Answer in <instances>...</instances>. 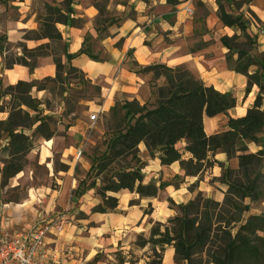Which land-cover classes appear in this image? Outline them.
Instances as JSON below:
<instances>
[{
    "label": "rangeland",
    "instance_id": "rangeland-1",
    "mask_svg": "<svg viewBox=\"0 0 264 264\" xmlns=\"http://www.w3.org/2000/svg\"><path fill=\"white\" fill-rule=\"evenodd\" d=\"M17 1L25 2V0H0V122L7 119L10 108L15 103L11 95L19 82L7 81L4 73L18 68L27 70L29 74H33L37 69L40 70V73H43L41 78L31 82L22 81L33 85L28 95L36 107V110L32 111L22 106V110L27 111L34 122L37 121L30 131H25V134L31 136L34 128L43 122L41 133L44 135L52 133L53 136L49 140L37 136L33 139L34 145L57 138L59 142L63 139L70 147L82 146L83 151L79 161L72 157L69 158L72 163L76 161L77 164L73 174L77 181V188L73 195L78 200L85 194L90 183L87 174L93 159L106 152L117 133L124 132V129L134 123L131 115L127 114L124 103L136 100L139 105L150 107L155 103L157 88L164 83L163 78L155 79L152 73L141 71L143 67L158 62L153 61L149 65L139 63V54H135V45L138 41L139 45L143 44L151 49L152 54H160L169 45L182 40L183 30L181 31V26L177 25V22L189 26L193 23V32L186 37V43L189 47L195 42L194 45L197 47L199 32L205 28L209 15L215 12L214 9L218 17V5H221L224 13L238 19L240 23L234 29L233 46L237 50L233 49L229 53L230 59L227 66L235 64L238 51L246 53L254 61V66L258 68L254 73L264 87V55L251 53L254 49L252 47L253 38L248 33L250 24L256 21V18L244 6L251 0H74L72 9L75 22L72 27H69L73 32L72 38L69 37V43L62 39L61 34L60 40H38L42 27L40 17L46 14L44 6L62 8L63 0H27L28 9L24 12L18 11L24 6L17 5ZM186 6L193 9V17L184 13L183 9ZM27 19L29 20L26 21ZM12 22H18V28L25 24L30 27V30L27 32L17 30L14 32L19 33L16 36L17 39L9 41L7 27ZM58 28L60 27L56 25L57 31ZM27 40L29 44L24 42ZM74 44H76V50L73 49ZM66 55H70L71 58L67 59ZM18 59L25 65L19 64ZM88 60L96 64H107L111 67L110 71L97 76V81L92 80L81 64L82 61ZM243 61L244 58H242ZM55 62L60 65V79L54 81L57 73ZM128 75L146 79L145 85L147 86L137 92L138 96L133 97L125 91H116L112 83L115 77H129ZM125 79L124 82L127 84ZM237 100L238 97H236ZM262 108L264 111V105ZM95 114H97V119L91 122L90 117ZM219 119L218 132H222L226 118L220 117ZM71 127L74 129L70 131L71 140H69L67 131ZM261 137V143L254 144L255 146L262 145L264 136ZM5 139H8L7 134L1 131L0 140ZM250 144L252 143H247L248 151L254 152L250 150ZM61 146L62 144H56V147ZM183 146L184 142H180L176 148L182 151ZM36 148L37 146L34 149ZM252 148L255 150L253 146ZM69 152H73V149ZM145 153L140 151L138 153L140 168L144 183L153 182L159 187L155 198H139L136 194L121 192L117 196L119 199L117 210L107 213L100 222L90 220L87 216L90 212L85 211L83 205L90 206L87 203V201L91 203L90 199L82 203L78 202L83 206L82 212L77 210L79 204H71L69 219L65 212L63 213L69 230L81 233L84 237L93 235L105 242L103 249L97 252L94 258V254L90 260L89 258L87 260L85 254L82 255L84 264H119L115 256L117 251L121 252L125 261H128L125 264H146L152 251L149 245L144 248L136 247L135 244L140 238L147 240L152 228L156 225H159L160 230L163 231L164 227L169 226L168 222L176 217L200 216L204 211L206 201L221 206L229 185L241 178L235 173L236 159L229 160L226 157L225 160L219 162L217 156L220 152L211 157V160L216 163L203 168L196 177H187L179 164L172 167H161L157 161ZM184 159L186 160L187 157L185 156ZM7 161L8 154L0 152L1 186L4 184L2 169ZM21 164L23 170L35 177L36 184H49L46 180L47 169L40 165L34 156L28 159L26 155ZM53 165L54 170H63L67 167V164L62 162L57 154L54 155ZM131 166H134L133 162ZM250 179H253V176ZM7 197L12 198V193L7 194ZM17 198L18 195L15 199ZM96 198L100 202L101 199L97 196ZM244 205H249V211L242 215L243 220L253 214L264 213V200L252 204L249 199H246L242 202V207ZM148 206L151 207L152 214L144 215V210ZM219 210L216 208L215 214ZM216 226L219 225L214 224V227ZM237 229L238 225L231 224L228 227L225 225V228L221 226L220 231H215L217 237L199 254L198 258L201 261L199 264H214V259L223 258L224 247L226 248L230 236H234ZM168 249L165 248L163 258ZM162 264H165L163 259ZM168 264L187 263L176 261L173 256L171 263ZM246 264H264V258L249 261Z\"/></svg>",
    "mask_w": 264,
    "mask_h": 264
},
{
    "label": "trees",
    "instance_id": "trees-1",
    "mask_svg": "<svg viewBox=\"0 0 264 264\" xmlns=\"http://www.w3.org/2000/svg\"><path fill=\"white\" fill-rule=\"evenodd\" d=\"M73 6L74 0H63L62 8L45 5L46 14L40 17L42 27L38 40H60L56 25L73 26ZM217 13L223 26L236 29L240 25L238 19L224 13L221 5H218ZM220 41L228 50L229 64V53L233 49L237 50L233 46L235 36L222 37ZM66 58L71 56L66 55ZM17 62L25 65L20 59ZM55 64L57 73L54 81L60 79V65L57 62ZM254 65L249 55L238 51L235 64L228 66L233 72L247 77L246 92L251 85H256L260 90L253 105L240 118L229 116V111L237 106L235 97L206 86L185 68L172 69L157 63L141 69L144 73H152L155 79L163 78L164 83L156 90L154 105H139L136 100L124 103V108L134 119V123L124 129V132L117 133L106 152L92 161L87 174L90 183L86 191H94L101 200L91 209V213L107 214L117 210L119 200L114 195L122 191L136 194L139 198L156 197L159 187L153 182L144 183L138 158L140 144L144 145L151 159L159 161L160 166L179 163L187 177H196L206 166H213L216 162L211 157L220 152L229 160H237L235 173L241 177L229 185L221 206L206 201L200 216L176 217L168 222L169 226L164 227L163 231L156 225L147 240L140 238L136 247L144 248L149 245L152 251L146 264H162L165 248L173 250L176 261L199 264V254L217 237L215 231L231 224L238 225V229L234 236H230L226 248L224 247L223 258L214 259L213 263L246 264L264 258V236L259 234L264 230V213L251 215L246 220L242 218L249 211V205L242 207L244 200L249 199L252 204L264 200V151L249 152L247 147V143L259 145L262 138L260 136L264 135V87L256 73L248 72ZM32 88L31 83L19 81L16 84L13 96L11 95L15 103L10 108L7 119L0 122V132H5L8 137L7 144L1 149L2 154H8V161L2 169L4 184L23 170L21 161L33 149L35 137L49 140L53 136L52 133H41L43 122L34 128L31 136L25 134L37 122L31 119L27 111L22 110V106L36 110L28 95ZM219 115L226 117L224 130L206 135L204 117L214 118ZM180 142H184L182 151L176 148ZM132 162L134 166H131ZM251 176L253 179H250ZM216 208L220 209L217 214ZM151 214L152 209L148 206L144 215ZM214 224L219 226L214 227ZM118 252H115V256L119 264L128 263L121 252Z\"/></svg>",
    "mask_w": 264,
    "mask_h": 264
},
{
    "label": "crops",
    "instance_id": "crops-1",
    "mask_svg": "<svg viewBox=\"0 0 264 264\" xmlns=\"http://www.w3.org/2000/svg\"><path fill=\"white\" fill-rule=\"evenodd\" d=\"M26 1L27 0H25V2L17 1V5L24 6V8H21L18 11L24 12V10L28 9L26 7ZM13 4L15 5L16 3L14 2ZM244 6L245 9L250 12L254 18H256V21H253V23L250 24L248 30L249 35L253 38L252 47L254 49L251 50V53L255 52L256 54H263L264 0H251ZM214 11L216 12V9H214ZM215 12L209 15L205 28L203 31L199 32V43H197L199 45H196L197 47L194 45L196 44L195 42L189 45V47L186 43V37L191 34L190 32H193V23L189 26L185 24L181 25L180 22H177V25L181 26V31L183 30L182 40L169 45L160 54H152L151 49L147 46L143 44L139 45L138 38V43L135 45V54H139L140 59L138 61L141 65H149L153 61H156L158 63L165 64L168 67H185L195 76V78L203 82L206 86H212L219 93H228L235 98L238 97L237 106L229 111V116L232 118H240L243 117L246 114L247 109L253 105L260 90H258L256 85H251L249 87V91L246 92L245 90L248 85L247 77L233 72L227 66L226 56L228 50L223 46L220 40L222 37L234 36L235 32L234 29L223 26ZM28 20L29 19L26 21ZM18 24V22H12L8 25L7 30L9 33V41L17 39L16 36L19 33H14L17 30L23 32L30 30V27H27L25 24L22 25L23 27L18 28ZM58 27H60L58 28V31L60 32L62 39L69 43V37L72 38L73 36L72 29L68 26L59 24ZM24 42L26 44L30 43L28 40ZM74 50H76V48ZM81 64L83 70L87 71L88 77L92 80H95L97 76L108 73L111 68L107 64H96L90 60L82 61ZM256 70H258L256 66H251L248 69V72L249 74H253ZM12 71L14 70H9L4 73L7 81H10L9 73ZM41 74L43 73H40V70L38 69L35 70L33 74H29L27 70H23V76L18 77L17 81L31 82L41 78ZM128 76L129 77L117 76L112 80V83L115 85L116 91L121 90L133 97L138 96L137 92L144 86H147L145 85L146 79L143 80L137 78L136 76ZM124 79L127 80V84L124 82ZM97 80L98 79H96V81ZM262 104L264 105V98ZM240 110L242 112L238 113ZM220 117L224 116L219 115L214 118L204 117L203 125L207 122L211 126V130L205 133L206 135L218 133ZM71 129L74 128L71 127L69 128V131H67L69 133V140H71ZM57 140V138L50 140L51 146L47 149L44 147V143L42 144L38 142L37 144L39 146L34 145L31 152L27 154L28 159L34 156L36 161L47 169L46 180L49 181V184H36L35 177L26 170H22L15 178L9 180L6 184H2L1 186L0 172V233L4 230L26 232L33 225L38 224L41 221L55 218L64 212L69 219V207L71 204H79L87 199L91 200V203L87 201L90 206H83L85 207V211L90 212V214L87 215L90 220L100 222L103 220L102 217L107 215L91 213V208L99 202L94 191H86L79 200L73 195L75 188H77V181L73 175L77 164L76 161L72 163L69 158H75L77 149L82 148V146L79 148H75L74 146L70 147V145L66 144L63 139L62 142ZM7 142L8 139L0 140V152ZM56 144H62V146L56 147ZM35 146H37L36 149H34ZM249 148L254 152L261 150L264 151V142L260 147L250 144ZM71 149H73V152H69ZM138 149L140 152L147 153L143 144H140ZM56 154L59 155L62 162L67 164V167L65 168L66 170L53 169V158ZM217 158L219 162H222L225 160L226 155L220 153ZM154 160L157 161L160 166L159 161L157 159ZM175 164L179 163H174L167 167H172ZM9 193H12V198L7 197V194ZM17 195L18 198L15 199ZM118 195L119 194H116L114 196L117 197ZM83 206L79 204L77 210L82 212L81 210H83ZM259 234L261 237L264 236L263 232ZM103 246H105L104 240L100 241V238L94 237L93 235H87V237H84L81 233H75L74 231L69 230V225L65 226L61 235H48L45 239V250L49 255V262H51V264H84L82 255L85 254V256H87V260L88 258L90 260L92 254H94V258L95 254L103 249ZM90 251L93 252L90 253ZM167 252L173 254V250L171 248H169Z\"/></svg>",
    "mask_w": 264,
    "mask_h": 264
},
{
    "label": "built area",
    "instance_id": "built-area-1",
    "mask_svg": "<svg viewBox=\"0 0 264 264\" xmlns=\"http://www.w3.org/2000/svg\"><path fill=\"white\" fill-rule=\"evenodd\" d=\"M184 13L193 17L194 11L186 6ZM97 114L90 117L94 122ZM82 148L77 149L75 158L82 156ZM66 226L63 214L41 221L26 232L4 230L0 233V264H51L45 250V239L48 235H61ZM53 264V263H52Z\"/></svg>",
    "mask_w": 264,
    "mask_h": 264
},
{
    "label": "bare ground",
    "instance_id": "bare-ground-1",
    "mask_svg": "<svg viewBox=\"0 0 264 264\" xmlns=\"http://www.w3.org/2000/svg\"><path fill=\"white\" fill-rule=\"evenodd\" d=\"M76 47V44L73 45V49ZM23 76V70L18 68V69H15L14 71L10 72L9 73V78H10V81L15 83L17 82V78L18 77H22ZM242 111L240 110V113ZM211 130V126L209 125V123H205L204 125V132L207 133ZM51 146V141H45L44 142V147L47 149ZM45 153H48V152H45ZM172 257H173V254H171L170 252H166L164 258H163V263H171L172 261Z\"/></svg>",
    "mask_w": 264,
    "mask_h": 264
}]
</instances>
